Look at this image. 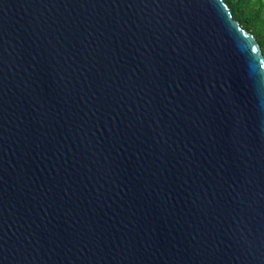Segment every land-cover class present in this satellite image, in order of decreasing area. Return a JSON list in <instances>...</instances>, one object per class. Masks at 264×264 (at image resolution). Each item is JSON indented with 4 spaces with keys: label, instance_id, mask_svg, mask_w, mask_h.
<instances>
[{
    "label": "water",
    "instance_id": "obj_1",
    "mask_svg": "<svg viewBox=\"0 0 264 264\" xmlns=\"http://www.w3.org/2000/svg\"><path fill=\"white\" fill-rule=\"evenodd\" d=\"M0 264H264V54L224 0H0Z\"/></svg>",
    "mask_w": 264,
    "mask_h": 264
},
{
    "label": "trees",
    "instance_id": "obj_2",
    "mask_svg": "<svg viewBox=\"0 0 264 264\" xmlns=\"http://www.w3.org/2000/svg\"><path fill=\"white\" fill-rule=\"evenodd\" d=\"M234 19L251 32L264 54V0H224Z\"/></svg>",
    "mask_w": 264,
    "mask_h": 264
}]
</instances>
